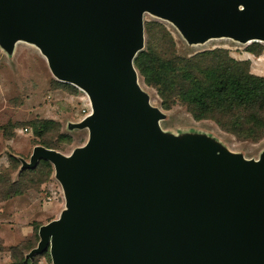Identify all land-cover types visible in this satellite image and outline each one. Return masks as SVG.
Returning a JSON list of instances; mask_svg holds the SVG:
<instances>
[{"label": "water", "instance_id": "1", "mask_svg": "<svg viewBox=\"0 0 264 264\" xmlns=\"http://www.w3.org/2000/svg\"><path fill=\"white\" fill-rule=\"evenodd\" d=\"M173 23L188 43L227 36L264 42V0H0V45L34 43L51 74L81 89L90 111L69 128L71 154L34 145L64 209L27 253L51 264H264V150L257 160L204 137L158 135L159 110L136 83L142 14Z\"/></svg>", "mask_w": 264, "mask_h": 264}, {"label": "rangeland", "instance_id": "2", "mask_svg": "<svg viewBox=\"0 0 264 264\" xmlns=\"http://www.w3.org/2000/svg\"><path fill=\"white\" fill-rule=\"evenodd\" d=\"M214 48L223 49L231 58L245 62L249 72L264 76L263 41L240 42L226 37H212L188 43L169 20L150 12L142 14V46L137 52L155 51L164 58L173 56L187 58L196 52ZM134 70L136 83L146 94L148 103L161 113V117L156 120V127L162 139L177 144L188 139L204 137L213 142L218 149L238 154L244 159L259 158L264 150V134L254 140L236 139L232 134L219 129L209 119L194 120L186 106L177 99L165 108V103L157 94L155 87L147 84L138 71L135 68ZM70 85L57 80L51 74L44 56L33 42L16 39L9 51L0 45V126H3L0 129L1 178L14 179L19 169L18 159L27 161L32 147L40 145L42 141L58 146L57 150L64 155L71 154L73 149L85 143L87 129L69 128L68 125L78 122L90 111L89 101L81 89ZM35 118L57 121L58 131L66 135L54 130L45 131L39 136L34 135L27 121ZM8 133L9 135L12 133L11 136L8 137ZM3 141H12V144L3 145ZM9 154L16 157L18 164L15 169L9 162ZM44 176L42 166H38L26 180H21L17 184L18 188L23 185L31 186L30 195L19 198L21 200L17 202L21 207L17 210V216L24 218L25 223L32 222L33 226L57 218L65 208L63 189L53 177V170L47 178ZM1 184L0 189L4 185ZM8 203L2 210L4 213L9 212V205L11 206L10 203H14V200ZM37 230L36 228L34 231L36 238ZM10 238L7 237L5 242L18 241L17 237L16 240ZM30 242L36 244L34 239ZM34 257L36 264H51L47 251Z\"/></svg>", "mask_w": 264, "mask_h": 264}, {"label": "trees", "instance_id": "3", "mask_svg": "<svg viewBox=\"0 0 264 264\" xmlns=\"http://www.w3.org/2000/svg\"><path fill=\"white\" fill-rule=\"evenodd\" d=\"M132 65L147 84L155 87L165 108L177 99L186 106L194 120L209 119L236 139L254 140L264 134V76L249 72L245 62L231 58L223 49L202 50L187 58H164L155 51H139L133 56ZM27 124L36 136L48 130L66 135L58 131V122L52 119L35 118L28 120ZM11 134L8 133V137ZM40 145L59 149L50 142L42 141ZM15 158L10 154L8 156L14 169L18 164ZM18 160L19 169L14 179L0 177L1 185L4 184V188L0 189V201L31 189L30 185L18 188L17 184L26 180L38 166H42L44 178L53 170V166L46 160H38L33 168H21L20 158ZM39 226L32 225L33 235L30 239L7 248L10 258L8 264H36L34 256L39 254L31 258L25 255L35 246L30 241L38 240L34 231ZM2 250L0 241V251Z\"/></svg>", "mask_w": 264, "mask_h": 264}, {"label": "crops", "instance_id": "4", "mask_svg": "<svg viewBox=\"0 0 264 264\" xmlns=\"http://www.w3.org/2000/svg\"><path fill=\"white\" fill-rule=\"evenodd\" d=\"M31 120V119H30ZM3 145L12 144V141H3ZM31 189H28L23 194L13 196L11 198H8L6 200L0 201V241L3 246V250L0 251V264H8L10 261L9 258V252L7 248L11 245H15L19 242L26 241L30 239L33 235V228H32V222L31 223H25L24 218L17 216V210L21 207L18 205V200H21L19 198L27 197L30 195ZM14 200V203L11 206L9 205V212H3L2 210L6 208V205H8L9 201ZM9 217V218H8ZM8 218V219H6ZM9 220V221H6ZM24 221V222H23ZM11 236H10V235ZM10 238L12 240H16L15 238H18L17 242L13 243H7L5 242L6 238ZM9 239V240H10Z\"/></svg>", "mask_w": 264, "mask_h": 264}, {"label": "bare ground", "instance_id": "5", "mask_svg": "<svg viewBox=\"0 0 264 264\" xmlns=\"http://www.w3.org/2000/svg\"><path fill=\"white\" fill-rule=\"evenodd\" d=\"M218 37H226V38H231V37H227V36H218ZM212 38V37H211ZM232 39V38H231ZM251 40H255V39H250V40H247V41H251Z\"/></svg>", "mask_w": 264, "mask_h": 264}]
</instances>
